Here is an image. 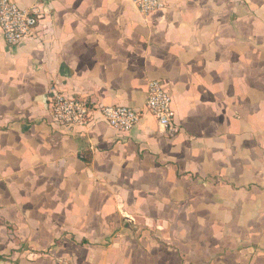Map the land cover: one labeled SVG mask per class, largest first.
I'll use <instances>...</instances> for the list:
<instances>
[{"label": "crops", "instance_id": "obj_1", "mask_svg": "<svg viewBox=\"0 0 264 264\" xmlns=\"http://www.w3.org/2000/svg\"><path fill=\"white\" fill-rule=\"evenodd\" d=\"M14 2L44 15L37 40L0 31V264H264V0ZM52 83L142 117L57 127Z\"/></svg>", "mask_w": 264, "mask_h": 264}, {"label": "built area", "instance_id": "obj_2", "mask_svg": "<svg viewBox=\"0 0 264 264\" xmlns=\"http://www.w3.org/2000/svg\"><path fill=\"white\" fill-rule=\"evenodd\" d=\"M132 4L143 16L164 9L162 0H132ZM43 15L40 6L26 9L19 7L14 0H0V31L6 45L13 48L28 40H37ZM47 100L51 123L67 130L105 123L111 129L126 134L137 126L142 117V112L126 106H102L67 95L59 90L56 83L49 87ZM144 109L166 136L173 137L181 132L174 119L171 98L160 82H148Z\"/></svg>", "mask_w": 264, "mask_h": 264}]
</instances>
